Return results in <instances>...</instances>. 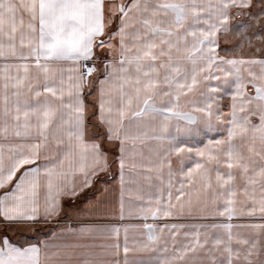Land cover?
I'll list each match as a JSON object with an SVG mask.
<instances>
[{"label":"snow or ice","instance_id":"1","mask_svg":"<svg viewBox=\"0 0 264 264\" xmlns=\"http://www.w3.org/2000/svg\"><path fill=\"white\" fill-rule=\"evenodd\" d=\"M0 264H264V0H0Z\"/></svg>","mask_w":264,"mask_h":264},{"label":"rangeland","instance_id":"2","mask_svg":"<svg viewBox=\"0 0 264 264\" xmlns=\"http://www.w3.org/2000/svg\"><path fill=\"white\" fill-rule=\"evenodd\" d=\"M129 222H133V223H135V222H140V223H143L144 221H143V220H139V221L132 220V221H129ZM148 222H151V220H149Z\"/></svg>","mask_w":264,"mask_h":264}]
</instances>
